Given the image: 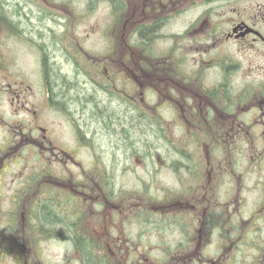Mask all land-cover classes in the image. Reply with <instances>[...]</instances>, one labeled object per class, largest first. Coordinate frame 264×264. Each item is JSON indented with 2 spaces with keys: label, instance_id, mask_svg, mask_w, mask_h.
<instances>
[{
  "label": "flooded vegetation",
  "instance_id": "flooded-vegetation-1",
  "mask_svg": "<svg viewBox=\"0 0 264 264\" xmlns=\"http://www.w3.org/2000/svg\"><path fill=\"white\" fill-rule=\"evenodd\" d=\"M0 4V68L9 40L38 55L46 104L75 135L67 148L13 131L39 176L5 193L22 153L0 160V264H264V0ZM86 101L156 143L122 128L101 162Z\"/></svg>",
  "mask_w": 264,
  "mask_h": 264
},
{
  "label": "rangeland",
  "instance_id": "rangeland-1",
  "mask_svg": "<svg viewBox=\"0 0 264 264\" xmlns=\"http://www.w3.org/2000/svg\"><path fill=\"white\" fill-rule=\"evenodd\" d=\"M4 29L5 27H1L0 24V46L1 42L7 39V37H4L6 34V29ZM3 44H5V48L3 49L4 61L3 65H1L2 68H0V118L2 119V123L0 124V160L5 161L8 156L10 157L8 160L11 161L15 160L14 157L19 153H22V155L15 162L16 164L14 162L10 164V170L4 174L2 190L8 193L9 188L10 190L20 188L19 192H22V190L28 192L32 184V173L39 176L37 170L34 169L37 165V159L22 151L20 147L24 145L23 143L17 144L14 142V137H11L13 136V131L20 127L26 130L35 127L37 128L36 134L39 138L43 134L39 127H42L44 128V134L48 136V140L50 139L57 145L67 146V148H72L75 144V137L73 138L75 135L71 130V125L67 118L63 114L57 115L46 104V90L41 83L43 80V68L39 63V56L35 55L33 51L32 53L23 44L20 45L24 47L12 45L14 44L12 40ZM59 57L61 58L63 69L69 70V63L63 57ZM72 60L78 63L79 57H73ZM155 106L156 104L154 103L150 107L155 108ZM167 120H169L167 123L172 130L171 134H174L176 139V131H173L172 121L169 118ZM86 139L90 140V143L94 141V137L92 136ZM113 139V137L110 139L106 136L103 137L101 133L99 141L104 147L102 149L97 148L100 153H94V150L89 146L83 152L78 153L77 157L81 158L82 164L86 166V169L92 166L91 162L94 160L96 153L100 155L99 159L101 162L113 160L108 148L109 140L112 141ZM145 139H147L149 144H155L157 140L151 134L146 135ZM1 147L3 152L1 151ZM115 157L117 160L124 159L121 152H116ZM134 159L131 158L132 161ZM42 161H44V158H42ZM92 171H94V168ZM132 176L133 174L124 175L125 178L122 181L126 185L132 183ZM127 177H130V179Z\"/></svg>",
  "mask_w": 264,
  "mask_h": 264
},
{
  "label": "trees",
  "instance_id": "trees-1",
  "mask_svg": "<svg viewBox=\"0 0 264 264\" xmlns=\"http://www.w3.org/2000/svg\"><path fill=\"white\" fill-rule=\"evenodd\" d=\"M2 7L3 5L0 4V12L2 10ZM6 8V7H5ZM4 12H8V11H4ZM2 60V54H0V62ZM70 92L73 91L72 89L69 90ZM70 103L71 104H76L79 103L76 99H75V96L71 95L70 96ZM80 104V103H79ZM85 105L86 107L84 108L85 111L88 113V108L91 107V109H93V112H91V118L89 120L90 122V128L92 126V128H95V129H99L102 128V126L106 127V131H104L103 133V137L106 136L108 137L109 139L110 138H114L113 140H115L116 142L117 141H121L123 137H121V130L122 128H126V130H128V133L130 134V138H132L133 140L136 139V140H141V138L144 137V135H150V131L146 132V134L143 132L141 133V131L139 129L140 126L136 125L135 124V121L132 120L131 123H132V128L129 127L128 123L129 121L127 119L128 116L125 117L124 119V116H122V114H120L119 112L117 117H110L108 116V111H101V112H96L94 111V106L92 105L91 102L89 101H86L85 102ZM113 122V124H112ZM111 124V125H110ZM114 128L116 130H114ZM143 135V136H142Z\"/></svg>",
  "mask_w": 264,
  "mask_h": 264
}]
</instances>
